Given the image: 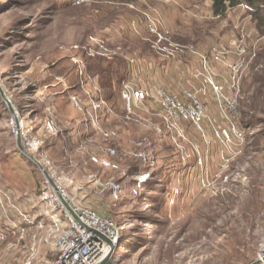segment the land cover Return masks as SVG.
I'll list each match as a JSON object with an SVG mask.
<instances>
[{"label": "rangeland", "instance_id": "rangeland-1", "mask_svg": "<svg viewBox=\"0 0 264 264\" xmlns=\"http://www.w3.org/2000/svg\"><path fill=\"white\" fill-rule=\"evenodd\" d=\"M238 1L215 15L211 0H0V88L42 141L48 171L64 178L66 193L120 228L113 264L255 261L264 241V24ZM75 54L100 86L98 68L108 65L99 67L101 60L137 55L154 62V71L136 75V82L181 98L191 94L204 120L153 134L110 119L121 137L116 172L81 155L102 145L97 136L83 148L77 140L64 153L62 136L49 137L41 125L47 96L56 91L53 78L75 80L69 60ZM126 76L101 86L117 108ZM12 115L0 97V264H26L32 238L47 237L51 226L27 225L23 216L36 217L21 200L35 199L43 214L40 199L51 189L45 163L29 153L39 167L17 150L7 128ZM136 177L146 181L133 194ZM107 183L121 186L118 198ZM37 249L32 264L55 256L50 239Z\"/></svg>", "mask_w": 264, "mask_h": 264}, {"label": "built area", "instance_id": "built-area-1", "mask_svg": "<svg viewBox=\"0 0 264 264\" xmlns=\"http://www.w3.org/2000/svg\"><path fill=\"white\" fill-rule=\"evenodd\" d=\"M244 9L252 12L247 5ZM149 28L152 32L161 33L154 26ZM159 33L157 37L163 39ZM75 50L78 53L80 48L75 47ZM123 59L131 71L120 83L119 109L104 97V91L96 78L88 72L83 59L75 54L69 59L75 67V80L70 85L65 77L53 78L52 83L56 91L50 92L47 96L45 119L41 125L49 137L62 136L64 153L77 140L83 148L86 143L93 140V136H97L102 145L96 146L93 150H80V153L87 157V164L107 172L119 170L117 158L121 141L118 129L108 125L110 119L118 118L125 126L129 121L142 130L161 134L162 130L171 132L176 129L178 122L199 124L205 117L204 108L187 92H184L181 98L167 93L157 85L141 86V82H136L134 74L135 59L127 56ZM60 101H65L67 106L78 114V120L76 119L73 124L62 119L61 107L58 108L57 105V109L54 107V103ZM154 118L158 120V124H154ZM7 128L12 130L15 137L19 136L20 143L28 154L39 157L45 163L48 179L54 185L52 187L45 177V184L51 192L44 193L40 199L45 204L43 216L45 222L50 223V234L45 238H32L26 264H32L38 254V245L47 243L48 239L51 240L55 251L54 258L48 264H113L121 240L120 228L114 221L98 215L89 208L81 207L66 193L64 178L58 176L56 172L48 171L52 164L46 161V156L41 151L42 141L25 127L22 117L17 112L9 117ZM145 181V177L137 178L132 193L137 194ZM106 187L112 188L115 198L119 197L121 192L119 184L107 183L104 185V188ZM23 219L27 225H41V228L45 223L42 220L35 222L36 218L30 220L25 216ZM112 250L113 253L109 256ZM254 262L264 264V241L259 245Z\"/></svg>", "mask_w": 264, "mask_h": 264}, {"label": "trees", "instance_id": "trees-1", "mask_svg": "<svg viewBox=\"0 0 264 264\" xmlns=\"http://www.w3.org/2000/svg\"><path fill=\"white\" fill-rule=\"evenodd\" d=\"M211 1H212V11L215 15L223 14L227 9L237 6L239 3L238 0H211ZM258 1L259 0H245L246 5L249 8L254 9V14H253L254 20L260 22V23H257L258 25L259 24L262 25V24H264V4L258 6L259 5ZM262 2H264V0H262ZM259 27H261V26H259ZM130 57L135 59V61L138 60L137 55L136 56H130ZM109 61H107V60L99 61V62H101L99 67L100 66L102 67L101 64H103L104 62L108 63V65L106 66V68L104 70H100L98 68V71H97V73L102 76L101 77L102 78L101 79V86H103V88L105 87V89L110 88V85L108 83L113 78V76H115V78H121L122 79V78H124V76L129 74V72L131 71V68L126 63V61L122 60L121 58H116V59L109 60ZM142 62L143 63H140L139 65H143V67H146V66L151 67L152 63H153V62L147 63V59H143V58H142ZM136 66H137V62H136ZM94 77L98 80V78L95 75H94ZM68 78H69L68 81H72V79L70 77H68ZM70 83H72V82H70ZM98 83L100 84L99 80H98Z\"/></svg>", "mask_w": 264, "mask_h": 264}, {"label": "crops", "instance_id": "crops-1", "mask_svg": "<svg viewBox=\"0 0 264 264\" xmlns=\"http://www.w3.org/2000/svg\"><path fill=\"white\" fill-rule=\"evenodd\" d=\"M142 58H143L142 56H137V59H138L136 61L137 62V66H136V70L134 72L135 77L138 74H143V73L145 74L148 71H154V62L152 63L151 67L150 66L149 67L148 66L143 67V65H139L140 63H143L142 62ZM136 80H138L137 77H136ZM63 103L64 102H60L59 103L60 107H61L60 110H61L62 119H64V120L77 119L78 120V117H79L78 114L75 113V111H73L72 109L69 110V107L67 106V104L66 103L63 104ZM25 199L26 200H21L22 206H25V205L28 206L30 204L31 205L29 207L30 210H28L27 212L31 213V216H35L36 219H40V220H42L44 222L45 218H44L43 214L40 213V211L36 208V205L34 204L35 203V199H33L31 197L25 198ZM33 209H35V210H33Z\"/></svg>", "mask_w": 264, "mask_h": 264}, {"label": "water", "instance_id": "water-1", "mask_svg": "<svg viewBox=\"0 0 264 264\" xmlns=\"http://www.w3.org/2000/svg\"><path fill=\"white\" fill-rule=\"evenodd\" d=\"M0 97H1V99L5 102V105L8 107L10 113H11V114H14V112H13V110H12V108H11L10 102H9L8 99L6 98V95L3 93V91L1 90V88H0ZM15 145H16L17 150L19 151V153H20L22 156L28 158V159L31 160L33 163H36V164L39 166L38 161L34 160V158H33L31 155H29V154L26 152V150L22 147V145H21V143H20V138H19V136H16V138H15ZM39 167H40V166H39ZM42 173H43V174L46 176V178L48 179V176H47L46 172H45L43 169H42ZM48 180H49V179H48ZM49 181H50V180H49ZM50 184L52 185V187H54V185H53V183H52L51 181H50ZM112 253H113V250H112V252L109 254V256H111ZM251 264H256V263L253 262V263H251Z\"/></svg>", "mask_w": 264, "mask_h": 264}, {"label": "bare ground", "instance_id": "bare-ground-1", "mask_svg": "<svg viewBox=\"0 0 264 264\" xmlns=\"http://www.w3.org/2000/svg\"><path fill=\"white\" fill-rule=\"evenodd\" d=\"M116 260H117V256L115 257V259L113 260V262L115 263V262H116Z\"/></svg>", "mask_w": 264, "mask_h": 264}]
</instances>
